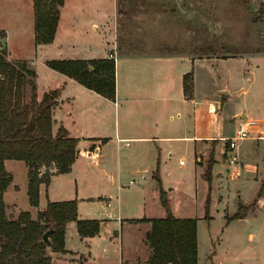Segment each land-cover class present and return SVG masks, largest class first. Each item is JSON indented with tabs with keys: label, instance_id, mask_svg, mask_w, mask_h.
Instances as JSON below:
<instances>
[{
	"label": "crops",
	"instance_id": "crops-1",
	"mask_svg": "<svg viewBox=\"0 0 264 264\" xmlns=\"http://www.w3.org/2000/svg\"><path fill=\"white\" fill-rule=\"evenodd\" d=\"M28 1L29 25L34 28L33 0ZM64 5L60 8L52 42L37 44V47L55 46L66 54H81L65 59H92L83 56L87 52H101L100 58H110L109 54H112L116 81L115 99L111 101L64 74L57 72L53 76L54 84L47 91L59 89V97L52 110V132L56 133L58 127L63 126L70 137L78 139L77 155L71 170L79 158L85 157L100 167L99 172L110 175L111 180L115 175L129 173L151 181L157 173L167 195L184 188L194 191L196 199L202 200L205 196L204 205L208 200L209 219L212 220L214 210L220 216H232L237 212V204L248 207L246 214L237 218L242 221L247 219V214L255 213L254 209H249L253 203L263 208L264 192L261 196L259 192L264 182V25L256 26L255 32L249 36L247 49L238 53L226 56L217 53L223 49L222 44L211 52L210 45L204 40L196 46L195 52L199 54L193 52V43L190 42L188 50L178 55L176 43L173 44L174 50L160 52L161 41L154 39V43L149 40V36L159 37V30L155 35L144 31V35H140L141 31L136 29L125 31L114 27V21L117 23L120 19L115 13L116 2L110 12L102 13L101 8H94L93 12L99 15L97 19L70 13L68 26L81 29V38L74 39L67 33L57 41ZM201 33H205L203 29ZM239 37L238 43L244 44L242 34ZM155 47L159 50L156 51ZM257 71L260 72L259 79H255ZM189 73L192 88L187 96L183 77ZM47 91L41 95L36 92L37 98L40 99ZM243 118L256 119L258 127L231 150L228 138L234 135L236 123ZM178 155H183L185 160L178 159L181 171L176 173ZM209 166L208 181L205 173ZM67 174H58L53 169L47 188L40 184L38 206L33 207L36 214L45 208L47 201H51L48 193L54 182ZM43 196H46L45 205L42 204ZM232 199L236 202L227 212ZM80 200H87L92 205L99 203L95 208L100 209L103 216L100 231L95 236L81 238L76 227L75 231L71 228V234L75 233L74 237L80 241V247L76 248L79 250L68 245L65 232L66 252L62 254L60 263L93 261L99 264L104 261L108 257L106 238H100L104 225L123 229L127 225L145 223L148 229L142 235L144 241L150 222H134L136 219H125L119 215L114 217L110 213L113 206L108 203L111 198L105 194ZM80 204L78 202V210ZM171 210L176 217L173 206ZM71 222L75 226V222ZM71 222L66 224V228ZM116 235V230H112V237ZM68 254L82 257V263L64 258ZM149 254L148 249L141 262L146 261ZM137 259H140L137 252L134 258L128 259L121 249L117 264Z\"/></svg>",
	"mask_w": 264,
	"mask_h": 264
},
{
	"label": "rangeland",
	"instance_id": "rangeland-1",
	"mask_svg": "<svg viewBox=\"0 0 264 264\" xmlns=\"http://www.w3.org/2000/svg\"><path fill=\"white\" fill-rule=\"evenodd\" d=\"M115 2L116 17L119 16L120 19L117 23L114 21V27L118 26L125 31L136 29L141 31L140 35L143 34L142 31L155 35L159 30L161 35L156 36L157 38L149 36V40L154 43V39L161 41L160 52L174 50L173 44L176 43L178 55L188 50L190 42L193 43V52L199 54L195 52L196 46L204 40L210 45L211 52L214 47L222 44L223 49L217 53L225 56L238 53L247 49L249 36L255 32L256 26L264 25V0H133L132 3L129 0H66L56 40H61L67 33L74 39L81 38V29L76 30L68 26L67 18L70 13L97 19L96 16L99 15L93 12L94 8L96 10L101 8L102 13L110 12L113 11ZM28 4V0H0V30L6 31L5 37L0 39V48L5 47L8 50L9 60L24 61L35 70L36 92L41 95V92L53 86L52 78L58 74L46 65V61L81 54L73 52L66 54L55 46H44L41 49L37 47L33 37L34 28L29 25ZM202 29L205 33H201ZM240 34L243 37L242 45L238 43ZM252 38L254 40V37ZM155 50L159 49L155 47ZM100 55L101 52H87L83 56L100 58ZM109 56L113 58L112 54ZM259 73L257 71L255 79H259ZM178 159L184 161L185 157L177 156L176 173L181 171ZM53 167V164L49 167L42 166L40 173L47 169L53 170ZM5 169L12 176V181L3 195L6 217L15 219L20 211H29L31 217L36 219L37 214L27 197L28 170L25 164L18 160H8ZM99 170L100 167L93 160L79 158L69 174L55 179L51 192L48 193L49 199L51 201L76 199L77 206L78 202L81 203L79 210L77 209L79 219L93 217L103 219L101 210L95 208L99 203L95 202L92 205L87 200H80L98 194H105L111 198L108 203L113 206L110 213L114 217L119 215L125 219H138L143 216L152 218L164 216L165 211L160 205L158 186L154 178L151 181L142 180L136 175L124 173L115 175L111 180L110 175ZM193 193L194 191L190 189L182 188L174 194H168L167 197L170 208L174 207L176 217L197 218V264H219L218 261L220 264H264V207L259 208L252 200L253 204L249 209H254L255 213L247 214V219L243 221L238 219L227 221L225 217L217 214L216 210L211 213L213 220H208L204 218L206 197L203 196L202 200L196 199ZM234 202L236 201L233 199L230 201L227 212H230ZM45 203L46 196H43L42 204ZM236 208L238 210V204ZM71 228L75 231L72 222L65 229L68 245L74 250H79L76 248L80 247V241L78 237H74L75 233L71 234ZM147 229L145 223L127 225L123 229L119 226L104 225L100 238L103 240L106 238L108 257L99 264H117L121 249L128 259L134 258L135 252L140 258L133 262L124 260L125 263H140L148 251L142 237ZM112 230H116L115 237H112ZM46 251L51 258V264H62L59 260L63 258L64 253L54 252L49 247ZM64 258L82 263V257L76 254H68ZM85 264L94 262L88 261Z\"/></svg>",
	"mask_w": 264,
	"mask_h": 264
},
{
	"label": "trees",
	"instance_id": "trees-1",
	"mask_svg": "<svg viewBox=\"0 0 264 264\" xmlns=\"http://www.w3.org/2000/svg\"><path fill=\"white\" fill-rule=\"evenodd\" d=\"M64 0H33L34 42H52ZM5 32L0 30V39ZM52 70L76 80L79 84L113 101L115 99V61L113 58L55 59L47 60ZM184 93L192 88L191 74L183 77ZM59 89L36 93V72L21 60H9L8 50L0 48V264H51L46 249L65 253L66 224L75 222L78 235L92 237L99 233L101 220L77 217V201H47L37 212L36 219L29 211H20L17 218L8 219L3 193L12 181L6 171L5 160L22 161L27 172V197L31 206H38L39 186L49 185L52 169L40 173L42 166L53 164L56 173L71 171L77 155V138L70 137L63 126L52 132V110L57 105ZM210 166L205 178L209 181ZM158 197L165 215L159 218H141L134 222L148 221L150 229L144 241L150 251L146 261L135 264H197L196 218L175 217L171 211L167 192L158 174ZM264 192V182L259 192ZM208 200L204 218L209 219ZM248 207L238 204V210L227 221L242 218ZM52 230L48 242L43 234ZM122 264H127L123 262Z\"/></svg>",
	"mask_w": 264,
	"mask_h": 264
},
{
	"label": "built area",
	"instance_id": "built-area-1",
	"mask_svg": "<svg viewBox=\"0 0 264 264\" xmlns=\"http://www.w3.org/2000/svg\"><path fill=\"white\" fill-rule=\"evenodd\" d=\"M258 121L252 118L239 119L235 126L234 135L228 138V146L232 150L235 148L238 141L251 136L258 127ZM259 135L260 132H258ZM182 163V161H181Z\"/></svg>",
	"mask_w": 264,
	"mask_h": 264
},
{
	"label": "water",
	"instance_id": "water-1",
	"mask_svg": "<svg viewBox=\"0 0 264 264\" xmlns=\"http://www.w3.org/2000/svg\"><path fill=\"white\" fill-rule=\"evenodd\" d=\"M52 230H47L44 234H43V240L45 242H48V235L51 233Z\"/></svg>",
	"mask_w": 264,
	"mask_h": 264
}]
</instances>
